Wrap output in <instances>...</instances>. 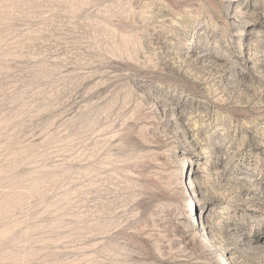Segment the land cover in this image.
Listing matches in <instances>:
<instances>
[{
  "label": "rangeland",
  "instance_id": "rangeland-1",
  "mask_svg": "<svg viewBox=\"0 0 264 264\" xmlns=\"http://www.w3.org/2000/svg\"><path fill=\"white\" fill-rule=\"evenodd\" d=\"M228 259L264 264V0H0V264Z\"/></svg>",
  "mask_w": 264,
  "mask_h": 264
},
{
  "label": "bare ground",
  "instance_id": "bare-ground-1",
  "mask_svg": "<svg viewBox=\"0 0 264 264\" xmlns=\"http://www.w3.org/2000/svg\"><path fill=\"white\" fill-rule=\"evenodd\" d=\"M191 198H193V195L191 196ZM227 264H231L230 260H227Z\"/></svg>",
  "mask_w": 264,
  "mask_h": 264
}]
</instances>
